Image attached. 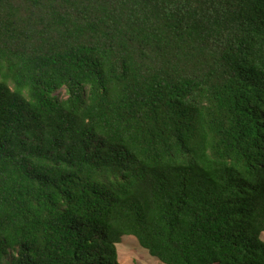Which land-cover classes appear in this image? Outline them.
<instances>
[{
    "label": "trees",
    "instance_id": "trees-1",
    "mask_svg": "<svg viewBox=\"0 0 264 264\" xmlns=\"http://www.w3.org/2000/svg\"><path fill=\"white\" fill-rule=\"evenodd\" d=\"M264 0H0V264H264Z\"/></svg>",
    "mask_w": 264,
    "mask_h": 264
},
{
    "label": "rangeland",
    "instance_id": "rangeland-1",
    "mask_svg": "<svg viewBox=\"0 0 264 264\" xmlns=\"http://www.w3.org/2000/svg\"><path fill=\"white\" fill-rule=\"evenodd\" d=\"M260 237L264 239V232ZM116 250L119 264H162L149 255L132 235L124 236L121 242L116 245Z\"/></svg>",
    "mask_w": 264,
    "mask_h": 264
}]
</instances>
